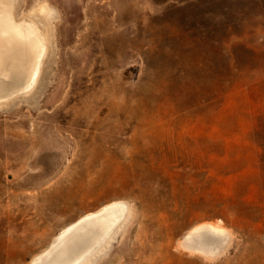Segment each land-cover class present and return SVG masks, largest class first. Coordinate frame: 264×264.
<instances>
[{
	"label": "rangeland",
	"instance_id": "rangeland-1",
	"mask_svg": "<svg viewBox=\"0 0 264 264\" xmlns=\"http://www.w3.org/2000/svg\"><path fill=\"white\" fill-rule=\"evenodd\" d=\"M13 4L54 16L37 88L0 104V264L115 202L88 264H264V0ZM210 224L220 255L182 247Z\"/></svg>",
	"mask_w": 264,
	"mask_h": 264
},
{
	"label": "bare ground",
	"instance_id": "bare-ground-1",
	"mask_svg": "<svg viewBox=\"0 0 264 264\" xmlns=\"http://www.w3.org/2000/svg\"><path fill=\"white\" fill-rule=\"evenodd\" d=\"M15 1L16 0H4V4H7V5H4V7L7 6L6 8L8 9V11L7 13L5 12L4 16L0 18V35L2 37V43L0 44V66H1L0 67V104L4 103V105L7 102L15 101L19 99L18 98L20 96L19 89L22 85L25 87H28L29 91L30 89L32 90V88L34 87L37 88L34 84V73L37 71L38 63L34 62V56L40 49V46H41L40 44L42 41V39L40 41V38L37 35V32H38L37 25L39 24L41 28L46 27V29H48L49 27L51 31L52 24L50 23V20L54 16V14L52 15L53 12L51 13V8H49L47 5H41L39 9L37 8L38 11L35 14H34V11H32L30 15L28 16L26 15L24 17L22 16L19 21H15V17H14L15 4H13L15 3ZM49 35L50 34L48 32L47 40L49 39ZM44 39L46 40V36ZM44 39H43V42H45ZM45 43L43 44L46 45ZM44 45H43V48H44ZM46 47H49V45ZM48 50L45 52L48 53ZM45 52H44V55H46ZM26 71H28L27 77H24L22 79V75ZM19 85L20 87H18ZM29 91H27L28 93L27 92L25 93L24 91V94L21 93V96L24 95L26 96V98L29 97L28 95H30L29 93L31 92ZM32 103H33V100H32ZM1 106L2 105H0V108H2ZM114 204L116 203L103 206L96 212L85 215L84 217H81L79 220H77L75 223L67 226L58 236H56L55 239H53V241L51 240L52 242L50 246L43 253L32 258V260L27 264H39L40 262L44 260H45V264H80L79 262L81 261H82L81 264H88L92 262L93 259L98 254L106 250V248L112 242V239L117 233L118 229L121 228L120 226L122 224L118 225L117 228L116 226L115 228H112L113 230L110 231V233H108L109 235L108 239L105 242L102 240L104 243L100 241V243L102 242L101 245L98 246L96 249H94L87 259H84L82 257L83 256L82 252L84 251V249L83 250L81 249L78 253L76 252L77 251L76 249L71 250V248H73V244L70 246L71 248L70 247L68 248V245L65 244L64 246H61L60 248L54 251L53 250L54 242L57 239L59 240L67 231L72 229L74 224L86 218L93 217L94 215L102 212L103 210L108 209V207L114 206ZM114 213L115 212L108 213V215L106 216L107 219L113 218V215H115ZM207 227L216 229L217 231L218 230L223 231V229L217 225L210 224ZM99 230L101 231V226L97 225L94 228V231H97L95 236H98L97 237L98 239H100L101 236L104 237L107 234L105 233V235H101ZM194 230H191L186 235L187 236L191 235L194 232ZM76 247H77V244H76ZM50 249H52L51 251H54L53 257H51V259L49 257L50 254H48ZM198 254H200L204 258H211V256H206L205 254H202V253H198ZM48 257L50 260L48 259Z\"/></svg>",
	"mask_w": 264,
	"mask_h": 264
},
{
	"label": "water",
	"instance_id": "water-1",
	"mask_svg": "<svg viewBox=\"0 0 264 264\" xmlns=\"http://www.w3.org/2000/svg\"><path fill=\"white\" fill-rule=\"evenodd\" d=\"M4 5L7 4H4V0H0V18L3 17L4 13L5 12L7 13L8 11V9L6 8L7 6L4 7ZM1 43H2V37L0 35V44ZM42 52L43 49L41 45L40 49L34 56V62L38 63L37 71L34 73V84L36 81V76L38 74L39 61L41 59ZM27 74L28 71H26L23 74L24 76L22 75V79L24 77H27ZM18 87H20V85ZM26 90H29V88L22 85L19 89L20 91L19 93H22ZM115 203L116 204H114V206L108 207V209L103 210L102 212L94 215L93 217L86 218L74 224L72 229L67 231L59 240L57 239L54 242L53 250L55 251L56 249L60 248L61 246H64L65 244H67L69 248L73 244V248L70 247L71 250L76 249L77 250L76 252L78 253L81 249L82 250L84 249V251L82 252L83 253L82 257L84 259H87L94 249L100 246L103 241L105 242L108 239L109 236L108 233H110V231L113 230L112 228H115V226L117 228L118 225L122 224L126 219V214L128 210L127 205L122 202H115ZM110 212H115L114 213L115 215H113V218L107 219L106 216ZM97 225L101 226V231L99 230L101 235H105V233H107L104 237L101 236L100 239L97 238L98 236H95L97 231H94V228ZM226 238H227V234H225L224 231H219V230L217 231L216 229H212L210 227H207L206 225H203L195 229L191 235L184 236L181 245L184 249L188 251H192L195 253L197 252L202 253L205 254L206 256H211V258H214L223 252L226 244ZM100 241L102 242L100 243ZM51 250L52 249H50L48 253L50 254L49 255L50 259L51 257H53V253H54V251ZM81 262L79 263L81 264ZM39 264H45V260L40 262Z\"/></svg>",
	"mask_w": 264,
	"mask_h": 264
}]
</instances>
